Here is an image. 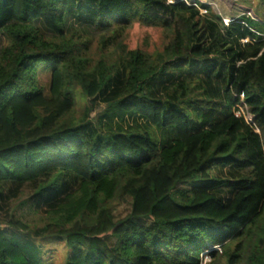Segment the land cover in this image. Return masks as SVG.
<instances>
[{"label":"trees","instance_id":"obj_1","mask_svg":"<svg viewBox=\"0 0 264 264\" xmlns=\"http://www.w3.org/2000/svg\"><path fill=\"white\" fill-rule=\"evenodd\" d=\"M88 1L112 28L94 56L65 28ZM202 2L0 0V264H36L37 240L66 264H264V26ZM134 24L160 49L128 50Z\"/></svg>","mask_w":264,"mask_h":264},{"label":"rangeland","instance_id":"obj_2","mask_svg":"<svg viewBox=\"0 0 264 264\" xmlns=\"http://www.w3.org/2000/svg\"><path fill=\"white\" fill-rule=\"evenodd\" d=\"M172 2V0H168ZM203 1V0H202ZM208 2L209 8L212 9L214 13L220 16L225 25H227L230 20L237 19L240 17H246L251 19L254 23L264 26V0H205ZM203 14V11L201 12ZM94 18V4L91 1L82 2L80 10L78 12L70 11L65 17V28L68 36H79L83 40L90 41V55L94 56L97 52L98 44L100 38H108L110 29H98L93 26ZM35 28L39 29L43 36H50L51 33L45 30L40 22H35L32 24ZM162 40V32L159 28H147L138 24H134L126 33L124 45L128 50H142L148 53H154L160 49ZM111 45L108 44L109 49ZM109 53L110 50L108 51ZM180 79L176 78L175 82ZM75 99L74 108V119L79 121L82 119L85 110L91 108V113L89 119L91 121H96V119L104 114L105 106L101 105L99 102L90 103L85 101L78 90L73 93ZM195 116V115H194ZM196 117V116H195ZM127 122V127L133 125V119H125ZM142 123V122H141ZM153 143L157 146H166L170 144L171 139L168 140L163 135L161 136V131L154 127H149L146 129ZM24 197H21L16 203L10 205V212L14 216H21L25 210L24 206L19 205L24 202ZM129 210L128 203H123L117 210L116 215L119 217H124ZM26 221L30 223L36 222V217H33ZM34 245L39 247L41 255L36 262V264H66L68 258V248L67 245L62 241L57 240H37Z\"/></svg>","mask_w":264,"mask_h":264},{"label":"built area","instance_id":"obj_3","mask_svg":"<svg viewBox=\"0 0 264 264\" xmlns=\"http://www.w3.org/2000/svg\"><path fill=\"white\" fill-rule=\"evenodd\" d=\"M178 1L185 3L187 6H196L195 5L196 1L201 3V4H203V2L201 0H172V2L168 1V3L174 4V3L178 2ZM198 9H199L200 12L203 11V13H204L203 9H200V8H198Z\"/></svg>","mask_w":264,"mask_h":264}]
</instances>
